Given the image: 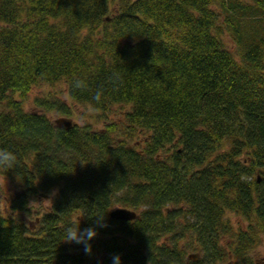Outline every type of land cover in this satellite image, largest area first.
Returning a JSON list of instances; mask_svg holds the SVG:
<instances>
[{"label": "trees", "instance_id": "trees-1", "mask_svg": "<svg viewBox=\"0 0 264 264\" xmlns=\"http://www.w3.org/2000/svg\"><path fill=\"white\" fill-rule=\"evenodd\" d=\"M56 83L71 103L24 109L29 90ZM79 105L92 119L127 107L129 130L118 141L114 123L63 129L47 115ZM0 148L17 154L0 176L24 191L0 209V264H256L264 0H0ZM39 195L52 201L31 227ZM116 207L137 218H110ZM68 226L95 230L90 252Z\"/></svg>", "mask_w": 264, "mask_h": 264}, {"label": "rangeland", "instance_id": "rangeland-1", "mask_svg": "<svg viewBox=\"0 0 264 264\" xmlns=\"http://www.w3.org/2000/svg\"><path fill=\"white\" fill-rule=\"evenodd\" d=\"M225 40L227 45L229 47H232V43L230 42V40ZM52 98L58 99L64 103H71L68 99L66 87L63 83L35 86L31 90H29V93L21 102L26 111L38 112L42 110L36 107V101ZM73 112L74 113L71 117H65V119H68L69 121H72V123L78 125H84L85 123L92 122L94 125L93 127L95 129H103L106 124L114 123V125H116L118 129L117 133L114 135V139L118 141L120 139L117 138L122 137V134L129 130L127 120L125 118L126 113L128 112V108L124 106L122 107L121 105L112 106L103 117H98V119H92V116L95 115V113L93 109H91V107L89 106H74ZM47 115L53 123L57 119L64 118L62 116L60 117V115L56 112H48ZM141 137L142 136H139V134H136L135 137L132 138V140L142 145L143 138ZM23 194L24 191H21V187L18 184V180L0 176V209H3L5 213H9L8 210H11L9 206L11 200H13L17 195L20 198L23 196ZM35 198L32 197L29 200L28 207L30 213L24 216L25 223L31 224V227H33L34 223H36V216L49 210V206L52 201V196L47 197L44 195H39ZM228 217H231V221L235 225V227H238L241 224L244 227L245 222L243 223V221H239L236 217H234V215L232 216V214H229ZM183 244H186V241H184ZM195 253L198 252L190 250V246H188V249L186 250V257ZM251 254V258H253L256 264H264V239L261 244L255 246ZM196 256H198V254H196ZM220 264H232V260H226L224 262H221Z\"/></svg>", "mask_w": 264, "mask_h": 264}, {"label": "clouds", "instance_id": "clouds-1", "mask_svg": "<svg viewBox=\"0 0 264 264\" xmlns=\"http://www.w3.org/2000/svg\"><path fill=\"white\" fill-rule=\"evenodd\" d=\"M76 87H86L87 84L84 80H76ZM94 99L96 101H101L102 92L97 91L95 93ZM17 163V154L16 152L7 149L0 148V168L10 169L14 167ZM96 235L95 230L92 227L85 228L83 230L80 229L79 226H68L65 229V240L67 241H75L76 243H84L85 251H91V245L89 241ZM113 264H122L121 256L119 254H114L112 257Z\"/></svg>", "mask_w": 264, "mask_h": 264}, {"label": "water", "instance_id": "water-1", "mask_svg": "<svg viewBox=\"0 0 264 264\" xmlns=\"http://www.w3.org/2000/svg\"><path fill=\"white\" fill-rule=\"evenodd\" d=\"M56 126H59L63 129H68L72 126V121H69L68 119L61 118L57 119L55 121ZM109 213L110 218L114 220H119V221H132L135 218H137V214L135 211L127 209V208H122V207H116L113 208ZM189 259L196 260L197 256L196 255H189Z\"/></svg>", "mask_w": 264, "mask_h": 264}]
</instances>
